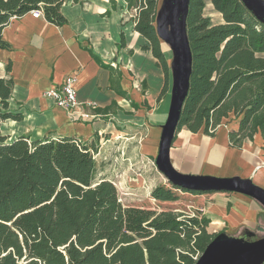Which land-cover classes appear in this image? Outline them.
I'll use <instances>...</instances> for the list:
<instances>
[{"label":"trees","instance_id":"1","mask_svg":"<svg viewBox=\"0 0 264 264\" xmlns=\"http://www.w3.org/2000/svg\"><path fill=\"white\" fill-rule=\"evenodd\" d=\"M62 1L0 0V46L3 28L14 15L43 9L48 20L63 24ZM125 1L136 11L134 30L149 40L144 48L152 50L165 72L162 97L170 71L156 28L163 0ZM211 2L224 22L213 23L204 14L206 0H190L187 30L193 71L178 129L185 125L214 134L233 113L240 118L238 128L230 131L233 144L257 133L264 140V18L242 0ZM11 84L0 77L3 102ZM115 106L113 102L95 110L107 114ZM8 117L20 115L0 111V121ZM72 140L64 137L54 146L50 136L30 140L21 135L6 142L0 131V264H195L208 243L225 232H209V217L123 204L116 184L97 180L89 153ZM58 153L70 164L79 158L86 171L74 173L66 167L57 187L48 190L38 182L35 162L53 157L59 162Z\"/></svg>","mask_w":264,"mask_h":264},{"label":"crops","instance_id":"2","mask_svg":"<svg viewBox=\"0 0 264 264\" xmlns=\"http://www.w3.org/2000/svg\"><path fill=\"white\" fill-rule=\"evenodd\" d=\"M60 12L66 19L63 24L27 12L13 17L3 30L10 48L0 50V77L12 83L6 108L20 117L1 120V134L7 142L21 135L30 140L50 136L87 141L100 134L103 138L113 122L130 123L134 129L129 138L135 142L140 162L157 169L156 156L171 104L172 50L163 42L170 71L167 91L161 97L165 72L152 50L144 48L149 40L134 30L136 11L128 9L125 0H115L114 5L111 0H63ZM122 33L125 46L119 47ZM72 73H76L75 88L82 102V110L73 115L45 95ZM113 102L116 106L107 114L95 110ZM237 128L235 121L223 122L214 134H208L182 126L170 149L173 166L187 174L251 178L264 187L263 137L257 133L235 145L230 131ZM111 132L107 141L116 134ZM256 214L251 203L241 200L229 216L217 208L210 223L218 227L229 222L246 227L245 232L256 224Z\"/></svg>","mask_w":264,"mask_h":264},{"label":"rangeland","instance_id":"3","mask_svg":"<svg viewBox=\"0 0 264 264\" xmlns=\"http://www.w3.org/2000/svg\"><path fill=\"white\" fill-rule=\"evenodd\" d=\"M38 7L43 8L44 3H39ZM204 14L209 16L213 23L224 22L222 13L215 9L211 0H206ZM13 17L16 16H12L8 23L11 22ZM2 37L4 44L0 46V50L9 49L10 43L4 38L3 31ZM169 49L171 51V48ZM6 107H8L7 100L3 102L0 97L1 113L12 114ZM229 121H235L239 126L240 118L235 117L231 113L228 118L222 120V123ZM129 125L130 123L113 122L110 128L104 132L103 138L100 137V134L99 137L87 141L78 138H75L76 142L71 141L77 145L81 152L89 153L97 180L105 178L112 180L116 184L123 204L127 206H144L156 211L172 210L184 212L212 219L217 208L223 209V214L225 215L226 213L229 216L233 213V206L237 201L246 200L253 205V209L257 213L256 224L250 227L247 226L249 227L247 229L252 233L249 239L253 240L255 237L264 236V207L261 203L238 192L189 190L174 185L158 168L149 169V167H145L140 162L141 159L135 149V142L131 140L132 138H129L134 126L130 125L128 127ZM112 130L116 131V134L111 141H107V138L112 135ZM62 139L64 138H52L53 145L57 146V143ZM57 156L59 157V162H56L54 157L46 161L42 160L40 163L35 162L38 167V175L40 176L38 182L48 190H53L57 187L59 178L66 175L65 170H68V168L74 173L86 171V163H84V166H80L83 162L79 165V158L70 164L65 162V154L58 153ZM239 227H233L229 222L218 227L209 223L207 229L211 233L223 230L231 235L242 236L246 227Z\"/></svg>","mask_w":264,"mask_h":264},{"label":"water","instance_id":"4","mask_svg":"<svg viewBox=\"0 0 264 264\" xmlns=\"http://www.w3.org/2000/svg\"><path fill=\"white\" fill-rule=\"evenodd\" d=\"M260 18H264V0H242ZM190 0H163L157 14L156 28L160 39L173 53L172 95L166 122L163 125L156 166L174 185L189 190H216L248 195L264 207V187L251 178L187 174L177 170L170 159V149L180 123L192 75L193 55L187 30ZM221 232L206 246L195 264H264V236L250 240Z\"/></svg>","mask_w":264,"mask_h":264},{"label":"built area","instance_id":"5","mask_svg":"<svg viewBox=\"0 0 264 264\" xmlns=\"http://www.w3.org/2000/svg\"><path fill=\"white\" fill-rule=\"evenodd\" d=\"M31 13L36 18L44 17L42 9H33ZM76 80V73L68 74L61 85L45 92L47 97L53 99L57 105L66 109L71 115L82 110V102L79 100L78 91L75 88Z\"/></svg>","mask_w":264,"mask_h":264},{"label":"bare ground","instance_id":"6","mask_svg":"<svg viewBox=\"0 0 264 264\" xmlns=\"http://www.w3.org/2000/svg\"><path fill=\"white\" fill-rule=\"evenodd\" d=\"M167 44V43H166ZM168 45V44H167ZM169 46V45H168ZM170 47V46H169Z\"/></svg>","mask_w":264,"mask_h":264},{"label":"flooded vegetation","instance_id":"7","mask_svg":"<svg viewBox=\"0 0 264 264\" xmlns=\"http://www.w3.org/2000/svg\"><path fill=\"white\" fill-rule=\"evenodd\" d=\"M4 29V28H3Z\"/></svg>","mask_w":264,"mask_h":264}]
</instances>
